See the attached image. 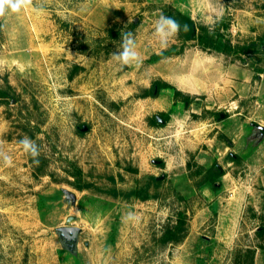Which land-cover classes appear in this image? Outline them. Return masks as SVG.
I'll return each mask as SVG.
<instances>
[{"label":"rangeland","instance_id":"1","mask_svg":"<svg viewBox=\"0 0 264 264\" xmlns=\"http://www.w3.org/2000/svg\"><path fill=\"white\" fill-rule=\"evenodd\" d=\"M37 4L44 14L0 20V148L13 159L0 163V264H264V0ZM172 10L254 46L224 54L177 36L161 48L154 23ZM123 30L139 68L111 58ZM159 80L189 101L168 88L146 97ZM215 166L222 176L206 182ZM182 218L185 238L165 244ZM63 227L80 229L71 247Z\"/></svg>","mask_w":264,"mask_h":264},{"label":"clouds","instance_id":"2","mask_svg":"<svg viewBox=\"0 0 264 264\" xmlns=\"http://www.w3.org/2000/svg\"><path fill=\"white\" fill-rule=\"evenodd\" d=\"M31 8L37 15L46 12V7L38 5L37 0H0V20H6L13 15H19L23 10ZM224 6L220 5V12L223 13ZM126 28V27H125ZM188 25L181 24L174 17L166 16L160 13L154 23L153 35L159 42L161 48H167L169 42L179 36L182 31H187ZM111 58L121 66L139 68L142 65L140 53L137 51L136 37L133 31H121L120 49L111 54ZM264 130V122L262 128ZM23 152L31 157L32 163L39 165L41 155L40 146L28 136L18 141ZM0 163L5 167L13 166V159L6 151L0 148ZM123 220L134 223L137 219L135 212L129 211L123 217Z\"/></svg>","mask_w":264,"mask_h":264},{"label":"trees","instance_id":"3","mask_svg":"<svg viewBox=\"0 0 264 264\" xmlns=\"http://www.w3.org/2000/svg\"><path fill=\"white\" fill-rule=\"evenodd\" d=\"M164 15L174 17L176 20H178L182 25L187 24L188 30L182 31L179 36L178 40L182 42L183 44H187L189 42H196L198 46H200L201 49L205 51H219L224 54L229 53H238V54H249L251 52V47L253 48L254 45L250 46H234L229 40L225 39V35L221 33L220 24L216 26H209L205 24L197 23L190 15L185 14L181 11H164ZM132 27H135V25H132ZM168 52H162L159 56L155 57L154 60H160L168 57ZM173 89L175 90L176 97H184L183 93L181 91H178L173 87L172 85L164 82V81H155L153 86L146 90L144 95L146 97L148 96H156V91L160 92L162 89ZM10 94L7 91H0V99L8 98ZM185 101H189V97H184ZM160 117L162 120L167 121L169 119V116L166 113L160 114ZM159 117L157 119H153L151 121L152 125H158L160 124ZM209 179L207 178L206 182H213V179L216 177L222 176V171H220L218 166H215L210 169L209 171ZM211 179V180H210ZM157 181V179H155ZM115 194L119 195L120 193L114 191ZM120 195L125 196L126 199H129L130 197H136L141 198L142 200H147L150 198V195L144 191H131L129 193H121ZM186 221L185 218L180 219L179 222L172 226L168 227L165 231L163 242L165 244H178L183 241L187 234V229L185 227Z\"/></svg>","mask_w":264,"mask_h":264},{"label":"water","instance_id":"4","mask_svg":"<svg viewBox=\"0 0 264 264\" xmlns=\"http://www.w3.org/2000/svg\"><path fill=\"white\" fill-rule=\"evenodd\" d=\"M225 117L224 113L220 114V119H223ZM68 194V193H67ZM69 195V194H68ZM72 199H74V195L70 194ZM72 221H74L73 217H70L68 220V223H71ZM61 236L64 239L65 237L68 238V240L64 241L66 245L68 246H72L73 244V240L75 238V236L79 233L80 229L76 228V227H63L60 230Z\"/></svg>","mask_w":264,"mask_h":264},{"label":"flooded vegetation","instance_id":"5","mask_svg":"<svg viewBox=\"0 0 264 264\" xmlns=\"http://www.w3.org/2000/svg\"><path fill=\"white\" fill-rule=\"evenodd\" d=\"M220 169V171H221V168H219Z\"/></svg>","mask_w":264,"mask_h":264}]
</instances>
